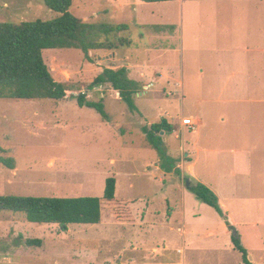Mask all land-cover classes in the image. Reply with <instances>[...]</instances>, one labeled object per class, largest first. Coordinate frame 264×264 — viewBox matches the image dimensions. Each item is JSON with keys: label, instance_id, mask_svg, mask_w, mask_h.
I'll return each mask as SVG.
<instances>
[{"label": "rangeland", "instance_id": "obj_1", "mask_svg": "<svg viewBox=\"0 0 264 264\" xmlns=\"http://www.w3.org/2000/svg\"><path fill=\"white\" fill-rule=\"evenodd\" d=\"M139 1L73 0L71 13L85 23L129 30L102 36L99 41L114 50L91 52L93 63L79 50L43 52L52 75L71 89L67 99L0 100V196L103 197L106 180L114 177L117 197L137 200L136 223H118L107 213L100 225H72L63 232L1 212L0 264H243L242 255L228 252L226 243H216L219 252H214L211 241L203 240L207 210L219 215L187 187L198 180H183L181 169V175L163 172L142 128L167 118L174 127L173 135H162L167 154L179 166L184 153L190 155L186 175L196 163L193 173L209 185L217 183L216 160L209 163L197 154L216 148L223 113L216 94L217 57L231 45L264 46V0H186L157 7H140ZM56 17L42 0H0V23ZM122 39L132 44L119 46ZM109 66L125 67L131 80L143 82L134 97L136 112L108 84L89 90L91 80ZM80 94L102 101L108 119L81 108ZM184 117L200 120L199 131H183ZM1 158L14 159L15 169ZM260 196L251 193V204ZM233 213L257 223L240 228L238 237L249 260L264 264V204ZM27 239L41 240L42 246L29 247Z\"/></svg>", "mask_w": 264, "mask_h": 264}, {"label": "trees", "instance_id": "obj_2", "mask_svg": "<svg viewBox=\"0 0 264 264\" xmlns=\"http://www.w3.org/2000/svg\"><path fill=\"white\" fill-rule=\"evenodd\" d=\"M44 5L58 14L53 20H36L20 23H0V100L63 101L69 97L71 89L58 76L50 72L43 52L46 50H79L84 58L93 63L90 53L98 50H114L99 40L129 30L128 25L89 24L71 13L73 0H42ZM145 3H164L178 0H142ZM131 45V41L121 40L119 46ZM110 85L119 93L121 100L131 112H136L134 97L141 90V83L129 78V71L123 67H106L91 80L89 90ZM78 105L95 109L104 119H108L102 101L87 100L85 94L77 98ZM148 144L160 159V167L165 174L178 173L177 162L167 154L162 133L172 135L174 127L163 118L159 123L143 127ZM8 169H15L12 158H1ZM181 175V174H180ZM188 180L185 178V181ZM117 180L108 178L103 197L56 198L28 196H0V213L22 214L28 223L57 225L66 232L72 225H100L107 213H111L118 223L135 224L133 205L136 200L122 199L116 195ZM196 198L215 209L226 219L219 205L217 195L201 183L191 184L189 189ZM232 237L234 249L242 255L244 264H251L248 252L236 233ZM29 247H41L42 241L27 239Z\"/></svg>", "mask_w": 264, "mask_h": 264}, {"label": "crops", "instance_id": "obj_3", "mask_svg": "<svg viewBox=\"0 0 264 264\" xmlns=\"http://www.w3.org/2000/svg\"><path fill=\"white\" fill-rule=\"evenodd\" d=\"M184 1L186 0L145 3L140 0L138 6L157 7L158 4L183 3ZM129 5L134 9L133 3ZM121 6L126 7L123 4ZM219 53L216 68V94L218 102L223 107V113L215 133L216 148L208 147L197 152L198 155L201 153L206 155V162L212 163L216 160L217 183L209 185L193 173L196 163L189 166V173L186 175V164L192 158L184 153L183 148L181 151L184 153V160L179 162L181 166L177 165V168L182 170L183 180L189 176L191 180H198L217 195L226 219L223 220L217 212L219 216L207 210L209 216L206 215L204 222L201 223L202 237L207 242L211 241L208 245L212 251L219 252L214 249L220 247L216 243L222 242L227 244L228 252H231V248L236 251L232 243L233 233L238 235L240 228L253 227L257 224L244 221L241 215L238 217L233 212L250 211L264 204V46L231 45L221 49ZM115 56L117 58L118 54L115 53ZM140 83L142 86L143 82ZM178 87L180 92L183 91L184 85L181 84ZM116 94L120 98L119 93L116 92ZM191 119L197 124V129L188 130L187 127L182 126V120H180L181 129L198 132L202 122ZM155 165L159 169L157 161ZM253 174L261 177L254 178ZM251 193L261 195L259 200L254 197L255 204H251L253 201L250 197ZM240 238H243L242 235ZM250 263L253 264L251 261Z\"/></svg>", "mask_w": 264, "mask_h": 264}, {"label": "built area", "instance_id": "obj_4", "mask_svg": "<svg viewBox=\"0 0 264 264\" xmlns=\"http://www.w3.org/2000/svg\"><path fill=\"white\" fill-rule=\"evenodd\" d=\"M182 126L187 127L190 131L197 129V124L191 118L182 119Z\"/></svg>", "mask_w": 264, "mask_h": 264}, {"label": "water", "instance_id": "obj_5", "mask_svg": "<svg viewBox=\"0 0 264 264\" xmlns=\"http://www.w3.org/2000/svg\"><path fill=\"white\" fill-rule=\"evenodd\" d=\"M162 134H164V133H162ZM187 187L190 189L191 188V182L189 181V182H187Z\"/></svg>", "mask_w": 264, "mask_h": 264}]
</instances>
